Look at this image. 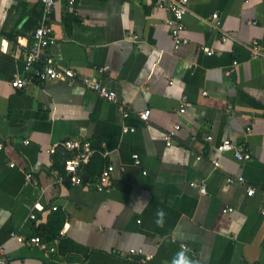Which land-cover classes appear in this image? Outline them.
I'll use <instances>...</instances> for the list:
<instances>
[{
  "label": "crops",
  "instance_id": "0c3cea01",
  "mask_svg": "<svg viewBox=\"0 0 264 264\" xmlns=\"http://www.w3.org/2000/svg\"><path fill=\"white\" fill-rule=\"evenodd\" d=\"M69 1L56 0L57 44L48 55L100 78L131 115L125 120L114 104L62 82L15 90L12 82L29 75L24 54L41 7L39 0H0V247L8 264H141L127 256L130 249H143L145 264H264V0H189L188 44L179 52L172 15L154 0ZM216 13L233 38L227 43L211 26ZM254 40L262 53L256 58L246 48ZM184 96L189 107L181 115ZM147 110L145 123L139 115ZM178 123L169 147L165 135ZM72 139L93 147L86 180L115 167L110 191L56 183L75 154L62 143ZM224 139L248 149L252 160L220 153ZM227 177L245 183L228 186ZM11 233L51 236L56 254L46 257Z\"/></svg>",
  "mask_w": 264,
  "mask_h": 264
},
{
  "label": "built area",
  "instance_id": "2783aa9c",
  "mask_svg": "<svg viewBox=\"0 0 264 264\" xmlns=\"http://www.w3.org/2000/svg\"><path fill=\"white\" fill-rule=\"evenodd\" d=\"M156 6L159 9L165 10L172 15V20L170 22L171 37L174 45V51L179 52L185 45L188 44V39L184 36L186 30L185 17L190 12L189 10V0H154ZM41 7V16L38 21V25L33 32L31 45L28 47L24 54L25 66L24 69L29 75L26 78L17 77L12 82V87L15 90H24L29 85L35 83H47V82H62L66 83L71 88L83 87L89 91L94 92L100 98L106 100L107 102L114 104L118 112L127 120L131 115V107L124 102H120L115 91L109 89L104 85L100 78L98 77H88L79 75L71 68L63 67L60 63L51 55H48V50L57 44V38L55 36L53 28V12L56 6V0H39ZM69 4L73 6L75 4L74 0H70ZM211 26L222 33L221 40L223 43H227L233 38L221 28L220 17L218 13L212 15ZM134 41L138 40V36L134 35L132 37ZM246 48L250 51L253 57H259L261 53V45L258 41H252L246 45ZM203 52L208 56L216 55L217 52L210 48L204 47ZM238 62L235 61L233 66H238ZM110 70V67L105 66L98 69L99 76L104 75ZM172 84V83H171ZM189 107L188 98L184 96L181 99L179 113L181 115L187 114ZM151 111L147 110L139 115L140 120L147 123L150 117ZM182 128V124L178 123L165 135V141L167 146H172L173 138L177 135L178 131ZM123 131L125 133H135L136 128H130L124 126ZM247 135L251 134V128L246 129ZM207 141H211L212 137H207ZM28 143V142H26ZM62 146L70 152L75 153L74 155L68 157L64 161V174L57 175L56 183H68L73 187L81 186L86 184L88 187L95 188L99 192H108L112 188V173L115 171L113 165H109L106 169L102 171L98 179L94 182L88 181L84 178L83 168L88 163L90 157L93 155L94 150L91 142L86 139H72L67 140L62 143ZM2 145H0V149ZM56 145L51 147L48 152L53 153ZM218 151L220 153L231 152L235 159L239 162H249L252 160V153L243 146H239L230 139H224L218 146ZM104 152V155H107ZM133 163L136 166L141 164L140 157L138 154L132 155ZM213 165L215 168H220L221 164L218 159L213 160ZM14 167V165H11ZM146 175V173H144ZM26 180L37 184V180L34 179L31 173H27ZM227 185L231 186L236 183L244 184L245 179L243 177L233 178L227 177ZM192 186L197 187L198 184L192 183ZM201 191L206 193V186L201 185ZM255 194V190L252 188L247 189V195L249 197ZM232 212V209H226L225 213ZM32 220H36V214L31 215ZM64 231H61L60 236L64 235ZM11 238L15 239L17 243L28 245L39 249L44 253L46 257H52L56 254L55 242L51 240L44 239L39 235L31 236L29 238H24L16 235V233H11ZM128 257H139L140 263L145 264L147 262V257L144 255L143 249H130L128 252ZM0 264H8V258L6 255V250L0 247Z\"/></svg>",
  "mask_w": 264,
  "mask_h": 264
},
{
  "label": "trees",
  "instance_id": "16d2710c",
  "mask_svg": "<svg viewBox=\"0 0 264 264\" xmlns=\"http://www.w3.org/2000/svg\"><path fill=\"white\" fill-rule=\"evenodd\" d=\"M60 234V233H59ZM40 236V235H39ZM46 235H43V236H41V237H43V238H45V239H47V240H51L52 239V237L51 236H49V237H45Z\"/></svg>",
  "mask_w": 264,
  "mask_h": 264
},
{
  "label": "clouds",
  "instance_id": "9594fccd",
  "mask_svg": "<svg viewBox=\"0 0 264 264\" xmlns=\"http://www.w3.org/2000/svg\"><path fill=\"white\" fill-rule=\"evenodd\" d=\"M181 255H182V254H181ZM184 264H188V262H187V261H185V262H184Z\"/></svg>",
  "mask_w": 264,
  "mask_h": 264
}]
</instances>
